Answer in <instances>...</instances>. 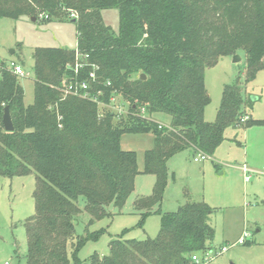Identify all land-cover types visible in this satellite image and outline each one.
I'll use <instances>...</instances> for the list:
<instances>
[{
    "label": "trees",
    "instance_id": "obj_1",
    "mask_svg": "<svg viewBox=\"0 0 264 264\" xmlns=\"http://www.w3.org/2000/svg\"><path fill=\"white\" fill-rule=\"evenodd\" d=\"M109 8L119 9L118 32L102 19ZM66 12L76 13L77 47L35 49L32 104L25 103L19 75L0 68V176L36 175V212L25 221L26 264L85 262L79 251L98 234L77 233L79 197L93 222L110 204L125 205L138 174H154L152 194L135 202L148 215L161 205L172 156L193 148L211 158L229 126L264 122L244 109V85L264 68V0H0V18L42 13L49 21ZM240 50L246 52L243 79L225 85L217 118L208 122L205 70ZM85 81L88 89H80ZM115 96L128 104L126 115L101 112ZM7 106L13 131L3 123ZM158 113L170 116L169 125L159 127ZM126 133L154 135L143 170L137 153L122 148ZM212 211L202 200L158 209L154 238L117 237L108 255L95 253L87 263L196 264L194 254L213 249Z\"/></svg>",
    "mask_w": 264,
    "mask_h": 264
},
{
    "label": "rangeland",
    "instance_id": "obj_2",
    "mask_svg": "<svg viewBox=\"0 0 264 264\" xmlns=\"http://www.w3.org/2000/svg\"><path fill=\"white\" fill-rule=\"evenodd\" d=\"M42 13L33 20L29 16L19 19L0 18V68L9 67L11 61L19 63L26 73L20 75L25 91L26 105L34 102V58L38 47H77V25L71 14L62 18L42 21ZM106 25L115 32L120 28V12L117 8L101 10ZM235 56L239 59L235 60ZM246 68V52L222 56L218 62L205 70V85L210 102L205 108V120L213 122L221 105L226 84L243 79ZM249 102L244 109L253 120L264 121V68L256 78L244 85ZM128 104L115 96L101 112L126 115ZM159 122L169 125L171 118L165 113L154 116ZM122 148L137 153L138 166L144 169L145 151L154 146L153 133H126L121 138ZM198 152L186 148L168 160V182L160 206L144 216L145 209H138L137 199L152 194L156 176L140 173L135 188L122 208L110 204L107 213L91 222L86 210V200L79 197L81 209L76 222L80 235L98 234L88 240L79 251V258L89 261L90 257L109 254L110 242L122 239L154 238L160 228V215L156 213L175 211L186 201H205L213 211L209 223L215 229L213 254L216 256L206 264H264V122L231 125L225 131V139L214 155L195 161ZM247 169V172L244 169ZM247 175L250 179L247 180ZM36 175L7 177L0 176V264H26L28 237L25 221L36 212L34 191ZM251 233L245 244L232 245L245 230ZM226 252L218 253L223 246Z\"/></svg>",
    "mask_w": 264,
    "mask_h": 264
},
{
    "label": "built area",
    "instance_id": "obj_3",
    "mask_svg": "<svg viewBox=\"0 0 264 264\" xmlns=\"http://www.w3.org/2000/svg\"><path fill=\"white\" fill-rule=\"evenodd\" d=\"M72 17H76V13L75 12H72L71 13ZM79 65V64H78ZM77 65V66H78ZM9 68L16 74H18L19 76L20 75H24L26 74L24 71H23V68L20 64L14 62V61H11L9 63ZM91 78H95V74L94 73H91L90 74ZM89 87V83L87 81L85 82H82L79 86L80 89H83V90H87ZM71 88V87H70ZM75 94H77V91L74 92ZM89 93L88 92H85L84 93V96H88ZM142 111L144 112L145 109L143 108ZM247 119V117H244L242 119V121H245ZM165 126V124L161 123L159 124V127H163ZM209 158L208 155H206L204 152H201L199 151L197 156L194 158L195 161H201V160H205ZM245 172H247V169L245 168L244 169ZM247 180L250 179V176L247 175L246 177ZM251 237V233L246 229L243 234L238 238V240L236 242H234L232 245H237V244H245L248 240V238ZM229 247L226 245V246H223L221 248V251L219 252H216V254H220V253H223V252H226L228 251ZM213 250L210 249V250H207L206 252H204L203 254H194L193 255V260L195 261L196 264H206L209 260L213 259L216 255L212 253ZM8 264V263H6Z\"/></svg>",
    "mask_w": 264,
    "mask_h": 264
},
{
    "label": "water",
    "instance_id": "obj_4",
    "mask_svg": "<svg viewBox=\"0 0 264 264\" xmlns=\"http://www.w3.org/2000/svg\"><path fill=\"white\" fill-rule=\"evenodd\" d=\"M33 20H36V17H32ZM75 21V19H73ZM239 57L235 56V60H238ZM142 78H146L145 74L141 75ZM3 123L6 131H13L14 130V124L12 121L11 113H10V108L7 106L5 107L4 110V116H3ZM76 223V222H75ZM83 264H88L87 262H84Z\"/></svg>",
    "mask_w": 264,
    "mask_h": 264
},
{
    "label": "crops",
    "instance_id": "obj_5",
    "mask_svg": "<svg viewBox=\"0 0 264 264\" xmlns=\"http://www.w3.org/2000/svg\"><path fill=\"white\" fill-rule=\"evenodd\" d=\"M17 63V62H16ZM19 64V63H18Z\"/></svg>",
    "mask_w": 264,
    "mask_h": 264
}]
</instances>
